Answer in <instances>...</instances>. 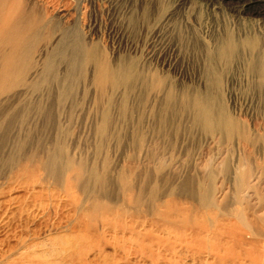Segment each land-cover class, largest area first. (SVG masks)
Masks as SVG:
<instances>
[{"label": "bare ground", "instance_id": "1", "mask_svg": "<svg viewBox=\"0 0 264 264\" xmlns=\"http://www.w3.org/2000/svg\"><path fill=\"white\" fill-rule=\"evenodd\" d=\"M28 1L0 0V227L15 222L10 234L0 237V264H264L263 46L258 47L254 38L226 33L204 53V73L212 88L220 86L223 66L235 63L259 95L253 111L239 114L238 110L242 118L249 116V121L244 118L248 123L226 111L220 94L199 92L183 101L180 111L154 113L156 140L151 137L149 144L138 146L141 159L157 162L151 168L149 164L148 174L139 169L130 177L134 171L129 175L122 170L110 187L103 154L114 133L109 110L99 114L95 125L84 119L85 123L79 120L81 124L72 127L69 107L64 108L66 113L58 107L69 96L62 93L69 85L60 94L55 87L41 88L52 86L56 79L57 59L67 61L66 80L82 61L92 64V82L103 90L119 88L132 79L134 71L113 69L98 60L95 52L77 50L76 46H82L72 31L62 33L54 48L48 49L52 44L47 39L57 24L54 19L53 25L45 23L42 18L51 17H42L43 10L37 15L39 11L34 12ZM237 1L239 12L247 16L258 15L255 8L264 5V0ZM41 58L43 63L37 66ZM83 112L78 113L80 118ZM175 116L182 130V124L188 123L206 145L190 163L201 178L195 190H186L188 184L182 186L185 190H159L154 181L167 165V145H157L158 140L169 135ZM75 135L93 137L92 158L73 145Z\"/></svg>", "mask_w": 264, "mask_h": 264}, {"label": "rangeland", "instance_id": "2", "mask_svg": "<svg viewBox=\"0 0 264 264\" xmlns=\"http://www.w3.org/2000/svg\"><path fill=\"white\" fill-rule=\"evenodd\" d=\"M33 1L29 0L28 3L30 2L29 5H31L34 12L39 11L37 15L41 16L43 10L45 13H43L42 17L47 14V16L51 17V19L48 17L50 20H48L47 17L42 18L45 23L52 24L51 21L54 19V25H58L53 26L54 28L51 31L52 34L47 39V41H51L52 44L48 49L51 47L54 48L55 43L60 39L59 37L63 35L62 33L67 30L72 31L74 37L80 41L82 46V48L76 46L77 50L82 51V49H87L95 52L98 60H105L113 69L131 70L130 72H132V70L134 71L132 74L134 73L133 75L136 77L133 76L131 79L134 81L130 80L131 82L128 81L125 84L118 85L119 88L117 86H105L103 90L95 83V85L93 84L94 80L92 82V79H94V66H92V64H86L82 61L80 66H78L80 69L77 68L78 71H76V76L74 75L76 72H73L72 78L70 79L69 77V80H66L65 75L69 69L67 61L65 62L62 60L61 62L60 59H57L58 75L56 79L58 80L54 78L55 80L51 81L53 83L52 86L51 84H44L45 86L41 88L43 91L46 90V87L49 89V87L56 88V86L60 85L61 87L58 86V88H54L55 92L58 91L57 93L60 94V92L64 90L63 87L66 86V84L69 85V87L66 86V88L68 87L70 90H68V88L66 90L65 88L68 93L66 91L62 92L66 94V96L69 95L65 97L68 100L66 99L63 105L61 103V108L60 106L58 107L60 111L62 110L60 113H66L64 108H72L66 110L68 114H71L69 115L71 116L70 121H73L72 123L70 122V126L72 127L85 123V121L95 125L96 122L98 123V119L101 116L99 114L102 113L103 110H109V125L113 127L111 130H113L114 133L111 136L112 139L108 141L103 154L108 160L110 187L115 186L120 171L126 170L127 173H130H128L129 175L135 172L130 176L134 177L136 172H140L139 169H142L140 172L141 174L146 170L145 173L148 174L149 169L155 164L156 161L153 162L152 159H141L139 157L140 150H138V146L144 145L145 143L146 145L147 143L149 144L151 137L153 138L158 132L155 131L157 124L153 120L154 113L156 115L168 109L180 111L184 106L183 101L189 100L195 94L199 92L201 94L213 93L212 95L214 96L220 94L219 99H221L223 103L221 104L225 109L227 108L230 111L233 107L235 108L230 112L226 109L228 113L236 118L239 116V119L241 118L242 121L244 118L249 121V116H247V118L244 115V118H242L243 115L239 114L242 112L245 114L248 111L251 112V110L253 111L254 107L257 105L255 103L256 97L259 95H255L256 93L252 90V86H249L251 85L249 84L250 82H245V73L241 69L239 70V68L235 66V63L223 66L225 69L222 66H220V68L217 67L221 71L224 69L222 71L224 76H221H223L222 79L225 78L222 80L220 77L218 80L220 86L215 85L216 88H212L211 83L207 81L206 73H204L206 72L204 53L205 50L214 48L218 40L224 37L226 33H231L235 38L239 36V34L242 39L247 38L251 40L254 38L258 47L259 45L260 47L263 46L261 49L263 48L262 50L264 51V5L255 8L258 15L247 16L239 12L240 3L237 0ZM35 5L41 8H36ZM33 6H35V8ZM252 13L256 14L254 11H252ZM61 28H63L64 31ZM246 35L250 37H245ZM256 37L260 39L257 40ZM50 50L48 52H50ZM58 60H60V62ZM41 62L42 58L36 63L37 66L43 63ZM238 71L240 73H238ZM242 73H244V75ZM83 74H85V76ZM79 75L81 77L83 76V78H79ZM234 75H236V77L233 78ZM73 77H76V80ZM229 77L232 79L230 80ZM77 79L80 83L79 81L77 82ZM83 79L84 82H82ZM68 82L72 87L75 85L74 83H76V88L74 86L73 89ZM208 82L209 84H207ZM205 85L209 89H207ZM228 86L232 88H228ZM219 87L222 91H218ZM210 88L214 90L211 91ZM71 92L73 95H71ZM166 95L173 99V103L168 101ZM245 95H248V98H246ZM232 96H235L233 97L234 99ZM235 98H237V100ZM239 98H241V100ZM243 99L244 101H242ZM235 101H237V103ZM125 103L126 105L124 107L123 104ZM125 109L127 113L124 111ZM234 110H237V112ZM238 110H241V112ZM72 111L73 114L71 113ZM82 111H84V114L86 112V114L83 118H80L79 114L82 113ZM122 111L125 113H122ZM74 112L79 114L77 115ZM96 113H98V115ZM235 114L238 115L236 116ZM86 115H88V117ZM176 117L178 116H175L173 119V122H176L175 125L172 124L170 129L167 130L169 135L158 140L157 145H167L165 146L168 149L165 154V165H167L162 174L156 173L154 181L159 190H185L182 187L184 184H188V189L186 190H195L197 183L201 182V178L194 169L190 168V163L206 148V145L203 142L204 139L202 136L200 137L194 134V132L189 129L190 126L188 123L182 124L184 125L183 129L186 131L185 133L188 131L186 136L185 133L183 136L184 130H182V126L179 124L180 118ZM245 119L244 121L248 123ZM79 120L84 122L80 123ZM155 126L156 128L154 129ZM76 132L77 130H74L73 134ZM118 132L120 134H118ZM193 134L194 136H192ZM72 138L73 145L81 154H86L87 158L93 157L96 151L93 137L89 138L83 135H75L72 136ZM179 138L181 140H179ZM153 139L156 140V138ZM179 142H181V144ZM117 143L120 144L116 145ZM123 144L125 145L123 146ZM168 145H170L171 148ZM183 149H186V151ZM182 151L185 153H180ZM135 169L138 170L136 171ZM114 171H116V173ZM215 184L217 186V180ZM11 221L0 227V237L4 234L9 235L11 232L10 228L12 227V230L15 227H13L15 222L13 220Z\"/></svg>", "mask_w": 264, "mask_h": 264}]
</instances>
